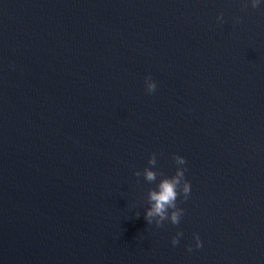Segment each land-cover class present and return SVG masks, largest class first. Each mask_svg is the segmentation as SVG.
I'll use <instances>...</instances> for the list:
<instances>
[{
    "label": "water",
    "instance_id": "water-1",
    "mask_svg": "<svg viewBox=\"0 0 264 264\" xmlns=\"http://www.w3.org/2000/svg\"><path fill=\"white\" fill-rule=\"evenodd\" d=\"M0 264H264V0H0Z\"/></svg>",
    "mask_w": 264,
    "mask_h": 264
},
{
    "label": "clouds",
    "instance_id": "clouds-1",
    "mask_svg": "<svg viewBox=\"0 0 264 264\" xmlns=\"http://www.w3.org/2000/svg\"><path fill=\"white\" fill-rule=\"evenodd\" d=\"M260 0H251V5L253 8L259 7ZM246 6V5H245ZM217 19L222 20V16ZM146 90L149 93H152L156 89V83L151 79V77L145 78ZM174 162L178 166H182L186 164V160L184 157L180 155L173 156ZM157 163L156 154L153 153L148 160V164L155 166ZM186 168L177 167L175 174L171 177L164 176L163 173L161 175L164 176L163 179L160 180L159 184L155 189H151L149 191V207L145 211V220L148 224L153 223V219L158 217L155 220V225L157 227H162L163 222L166 220H170L173 225H178L181 217L183 215V209L178 208L176 201L178 196H182L184 200H187L191 185L185 179ZM135 175L139 177L141 175L140 171H136ZM144 179L148 182H154L157 179V172L150 170V168L144 169ZM138 217L139 214L137 213ZM182 232H177L176 236L172 239V244L175 246L179 243V237L182 236ZM196 239V247H201V241L198 235L195 236ZM191 251V248H189Z\"/></svg>",
    "mask_w": 264,
    "mask_h": 264
}]
</instances>
